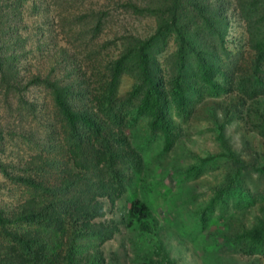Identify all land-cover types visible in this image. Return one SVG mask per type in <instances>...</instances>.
Returning <instances> with one entry per match:
<instances>
[{
  "label": "trees",
  "instance_id": "16d2710c",
  "mask_svg": "<svg viewBox=\"0 0 264 264\" xmlns=\"http://www.w3.org/2000/svg\"><path fill=\"white\" fill-rule=\"evenodd\" d=\"M42 1L0 0V107L5 112L0 113V176L11 183V188L29 190V196L15 203L14 210L2 206L0 199V264H104L100 246L113 237L117 226L113 221L91 223L104 214L97 199L110 197L114 204L115 196H111L123 185L119 176L133 173L128 180L131 185L140 169L146 168L150 141L162 138L163 151L170 149L176 130L173 108L178 115L187 114L205 90L227 91V84L233 93L226 98L224 121L217 134L223 149L199 159L198 165L186 168L185 174L179 170L175 174L193 176L216 158L230 161L224 182L217 183L208 204L193 210L190 218L198 220L195 237L209 227L214 205L224 197V204H228L237 194L241 200L235 206L242 208V213L239 220L232 221L234 216L224 220L223 229L210 234L211 244L202 237L204 245L199 251L180 238L192 236L191 229L182 228L176 235L168 232L167 238L176 240L184 256L192 249L214 258L223 250L219 244L223 240L230 245L226 249L248 255L247 264L264 262V204L248 208L252 198L245 194L240 177L251 167L249 164L264 177V95L260 90L264 89V0H127L120 5L122 9L155 18L153 31L144 38L123 35L116 42L120 45L115 54L110 47L97 44L88 53L89 60L95 57L89 76L70 65L69 49L61 46L45 63L36 57L32 65L26 63L28 57L42 54L45 48L44 41L33 44L34 30L40 31L43 17L31 21ZM109 13L105 5L76 18L81 24L87 23L83 29L72 30L81 44L89 46L103 31V17ZM232 20L246 29L255 52L248 70L252 75L245 78L251 81L249 90L260 92V97L249 105L243 101L247 95L244 74L232 79L233 75L225 71L234 65L221 47ZM42 37L52 40L53 31L48 29ZM170 40L175 45L168 50ZM163 51L170 55L161 62ZM123 76L130 77L132 84L120 94L118 85ZM33 87L45 91V96L38 100L24 95L33 94ZM15 99L19 110L14 108V112L20 117H12ZM232 116L238 120L242 145L253 151L252 163L235 154L226 140L225 126ZM136 123L145 129L144 140L134 130ZM254 132L258 137H253ZM253 139L257 141L255 150ZM19 143L33 147V153L26 157L20 149L11 152L10 145L14 148ZM20 169L27 175L20 174ZM54 169L58 179L52 184L47 173ZM4 185L0 183V190ZM251 208L253 217L244 219L248 214L244 211ZM163 224L170 226L166 221ZM126 228L150 237L166 230L152 217L147 204L137 198L130 201ZM155 239L161 242L159 235ZM223 260L227 264L241 262L237 258ZM138 263L148 264L140 259Z\"/></svg>",
  "mask_w": 264,
  "mask_h": 264
},
{
  "label": "rangeland",
  "instance_id": "374dc122",
  "mask_svg": "<svg viewBox=\"0 0 264 264\" xmlns=\"http://www.w3.org/2000/svg\"><path fill=\"white\" fill-rule=\"evenodd\" d=\"M126 2L127 0H43L42 5L39 7L40 10L33 14L34 18L31 21H35L37 17H43L41 19L42 23L40 22V31L34 30L33 44L44 41L45 48L42 50V54L35 53V55L28 57L26 63L28 66L29 64L32 65L34 57H36L37 61L45 63L46 59L55 52L57 47L61 46L69 49L70 65L81 75L89 76L95 57L89 60L88 53L97 44H104V46L110 47L111 53L115 54L118 52L116 49H119L120 45L116 42L120 41L119 39L123 35L143 38L151 35L155 25V18L146 14L135 15L131 11L122 9L120 5ZM105 5L110 9V13L103 17V21L105 20L103 31L91 41L89 46L81 44L80 38L72 30L83 29L87 23L81 24L77 22L78 19L76 18L86 12V10L101 8ZM44 19H48V22L45 23ZM232 21V26L229 28L225 42L221 47L225 48L223 55L230 56L231 63L234 61V65L230 68L225 67V71H229V75H233L232 79H236L235 75L241 76V72L244 74V78H247L252 75V70L250 73L248 70L255 52L250 46L252 42H250L246 29L243 25H237L235 20ZM48 29L53 31V39L50 41L43 40L42 37ZM115 43L116 45H114ZM174 45L173 40H170L167 47L168 50L173 49ZM167 54L170 55L167 51L161 53V62L166 59ZM261 71L264 72V67ZM246 78L243 81V87L251 83V81H246ZM217 81L219 83L220 76H217ZM131 84L132 80L130 77L123 76L119 81L118 92L120 94L127 92ZM230 85H225L227 91H218L215 88L210 91L205 90L199 100H194L192 111L187 114L178 115L176 109L173 108L171 115L173 121H175L176 130L170 149L166 153L163 151L162 138H155L150 141V156L147 157L146 168L144 166L140 169L139 174L134 177L136 179L131 185L128 180L133 178V173L130 174V171H127L119 176L123 181V185L117 193L113 192L111 196L112 198L115 196L114 204L111 205L110 197L97 199L103 205L104 214L103 216L97 215L96 218L91 220V223L113 221L117 226V231L113 237L100 246L105 259L104 264H135L137 259L148 264H156L159 261L165 264L169 261H175V259L177 264H212V262L215 264H227L223 259L227 261L232 258L239 259L241 261L240 264H247L248 255L240 253L237 251L238 249H226L230 248V245L223 240H219L223 250H219L214 258L209 253L200 255L201 252L194 253L192 251L193 248H196L195 251H199L203 247L202 237L205 238L207 243L211 244L212 236L210 234L213 235V233L221 231L223 229V221H228L231 216H234L232 221L239 220L238 215L242 213V208L235 206L241 200H238L237 194L232 195L228 204H224L226 202V197H224L221 202L214 205V211L211 212V215L209 214L212 217L206 231H201L199 236H194L197 235L196 223L198 220L195 222V218L194 220L190 218L191 216L193 217V210L196 207L208 204L215 193V186L219 185L217 183L224 182V175L230 169V161L216 158L204 168H200L193 176H177L175 174L177 170L185 174L186 168L198 165L197 161L199 159L210 158L214 153L223 149L220 146L217 134L219 133V125L224 121L223 106H225L227 101L226 98L233 93L230 91ZM244 90H246L245 94L247 95L243 101L247 105L257 99L258 96L260 97V92L251 91L248 86ZM260 90L261 95H264V89ZM31 91H33V94L24 95L28 98L39 97L38 100H40L46 94L45 91L35 87ZM12 102H15L13 104L12 117H20L19 114L14 112V108L19 110L15 105L17 100H12ZM0 113L5 114L2 106L0 107ZM252 120L255 121L256 119L252 118ZM237 122L238 120L232 116L228 124H226V140L235 154H240L243 160L247 163H252L254 159L253 151L244 148L242 145L240 128ZM133 127L144 140L146 132L142 124L136 123ZM256 133L254 132V135L252 133L254 138L258 137ZM251 144L252 149H254L257 141L253 139ZM10 146L11 152L20 149V153L26 157L32 154L34 150L33 147L25 146L21 143L14 148L12 145ZM13 160L16 161V154L13 155ZM159 165L163 168H160ZM249 166L251 167L240 175L245 194L252 198V204L248 208L264 204V177L254 172L253 164H249ZM20 174L27 175V172L20 169ZM47 176L49 182L54 184L57 182L58 172L55 169L48 170ZM0 183L5 184L0 190L2 206H12V210H14L15 203L21 200L22 197L29 196L28 189L23 187L11 188V183L2 176H0ZM179 189H183V192L180 193ZM193 195H196V198L194 196L193 200H191L190 198ZM136 198L147 204L152 217L157 219L160 226H164L166 230L162 232L160 230L159 234L150 237L149 234L141 233L137 229L126 228L130 201ZM198 202L200 204H197ZM253 209L244 211L246 212L244 214L248 213L244 219L253 217ZM83 221L85 219L80 220V222ZM164 221L168 222L170 226L163 224ZM237 225L238 223L234 224V226ZM182 228H185V231L191 229L194 233L192 236L180 237L192 247L190 254L186 256L179 252V244L174 238H167L168 232L169 234H180ZM178 230L179 232H177ZM233 231L238 232L239 230L233 229ZM158 235L161 242L155 239ZM255 257L257 258L258 256ZM258 264H264V262Z\"/></svg>",
  "mask_w": 264,
  "mask_h": 264
}]
</instances>
